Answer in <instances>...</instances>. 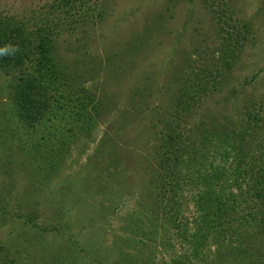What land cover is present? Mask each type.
<instances>
[{"label":"rangeland","instance_id":"rangeland-1","mask_svg":"<svg viewBox=\"0 0 264 264\" xmlns=\"http://www.w3.org/2000/svg\"><path fill=\"white\" fill-rule=\"evenodd\" d=\"M60 1L0 11L50 29L49 55L102 108L87 126L30 120L0 73V264H264V0ZM195 77L205 92L176 111ZM170 121L181 199L161 180Z\"/></svg>","mask_w":264,"mask_h":264},{"label":"trees","instance_id":"trees-1","mask_svg":"<svg viewBox=\"0 0 264 264\" xmlns=\"http://www.w3.org/2000/svg\"><path fill=\"white\" fill-rule=\"evenodd\" d=\"M78 2L79 0H61L60 6L65 10L67 8L70 11L75 10L80 15L82 10L77 9ZM83 13L86 16V11ZM88 13H92L86 16L89 20L90 17H94L95 11L90 9ZM50 31V29L32 30L26 22L18 23L13 18L8 19L0 11V73L13 81L11 87L14 90V95L22 97V104L28 105L26 115L28 119L41 121L44 118V120H49L60 114L64 118L67 116L71 123L90 125L89 123L94 121V118L96 119L97 108H102V102L96 99V96L88 95V91L75 90L74 83H77L74 80L82 77L76 71L74 75L64 63L49 55L47 46L54 43L53 34ZM230 41L228 40V42ZM232 51L233 49L225 53L227 59H231ZM192 88L195 89L188 93L185 91L182 95L177 96L176 111L183 109L188 112L193 106L190 103L194 102L195 95H201L206 90L204 83L198 77L194 78ZM51 100L54 101V105H48ZM92 107L93 114L89 115L88 109ZM165 131H168V134L163 145L164 152L160 165L163 174L161 180L165 183V179H167L172 186L174 196L181 199L179 195L183 192L184 183L188 184L189 178L181 167L186 163L181 159L186 155L184 152L186 148L182 146L183 138L179 134V125L170 121ZM212 140H215V137L210 135V141ZM192 152H197V150ZM195 155L197 156V154ZM198 167H200V163L196 161L195 157L187 167V171L192 173L191 170L196 171ZM197 174L199 179L200 170ZM214 174H210L205 182H210ZM213 201L215 198L212 195L211 198H208L207 205H211ZM179 214L180 211L175 214L174 228L181 235L183 226L181 223L179 224Z\"/></svg>","mask_w":264,"mask_h":264}]
</instances>
